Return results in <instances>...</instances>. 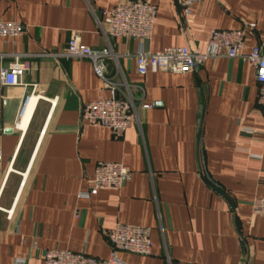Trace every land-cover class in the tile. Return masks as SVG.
Instances as JSON below:
<instances>
[{
	"label": "crops",
	"instance_id": "0c3cea01",
	"mask_svg": "<svg viewBox=\"0 0 264 264\" xmlns=\"http://www.w3.org/2000/svg\"><path fill=\"white\" fill-rule=\"evenodd\" d=\"M130 1L0 0V23L25 28L0 37V72L14 56L26 69L21 86L0 81V264H42L45 250L106 260L104 232L118 224L151 230V255L120 253L122 264H264V217L252 213L264 199V109L254 69L219 58L190 73L140 76L134 58L205 51L213 30L246 24L255 27L242 52L249 54L264 40V0H205L189 23L178 0H142L157 8L150 41L108 43L97 19L107 31L105 14ZM74 32L82 45H110L117 57L107 75L126 81L140 121L122 138L81 119L84 105L110 92L90 61L55 56ZM103 162L122 163L130 179L84 196Z\"/></svg>",
	"mask_w": 264,
	"mask_h": 264
},
{
	"label": "built area",
	"instance_id": "2783aa9c",
	"mask_svg": "<svg viewBox=\"0 0 264 264\" xmlns=\"http://www.w3.org/2000/svg\"><path fill=\"white\" fill-rule=\"evenodd\" d=\"M205 0H178L181 14L189 23L192 9ZM157 8L148 2L130 1L117 5L105 14V31L103 24L97 19L98 26L109 43V38L134 39L150 41L156 22ZM254 26L246 24L239 30H213L205 51L189 47L167 48L155 53L139 52L134 56L136 70L140 76L149 72H167L185 74L199 69L207 60L219 58H239L246 61L254 69L259 85L258 104L264 109V40L256 44L249 54H243L245 40ZM25 28L20 23H0V37H15L24 34ZM109 45V44H108ZM55 56L66 59H85L91 62L95 75L103 82V89L110 92L109 98L100 97L98 100L84 105L81 119L92 127L108 129L114 138H122L125 132L134 124L140 126L138 110L131 89L125 80L121 84L107 75L109 61L117 62L110 45L106 49L98 50L81 44L77 32L72 34L67 49ZM15 62L8 68H2L0 81L2 86H21L22 77L26 72L20 64V56H14ZM123 88L125 97L119 96V89ZM30 99L26 96L20 109L22 117ZM149 109V106H143ZM2 154L0 151V162ZM130 179L129 170L122 163H99L96 167L95 179L86 197L95 196L102 190H120ZM254 216L264 217V199H257L252 203ZM12 216V211L8 217ZM104 236L111 248L108 259L101 260L85 254L69 251L45 250L42 254V264H122L120 253L137 256L151 255L152 241L149 228L118 224L114 229L104 232ZM34 247L36 245L34 244ZM24 264V262H21ZM244 264H252L249 261Z\"/></svg>",
	"mask_w": 264,
	"mask_h": 264
},
{
	"label": "water",
	"instance_id": "95a60500",
	"mask_svg": "<svg viewBox=\"0 0 264 264\" xmlns=\"http://www.w3.org/2000/svg\"><path fill=\"white\" fill-rule=\"evenodd\" d=\"M135 1H142V0H135ZM11 130H9V132H10Z\"/></svg>",
	"mask_w": 264,
	"mask_h": 264
}]
</instances>
